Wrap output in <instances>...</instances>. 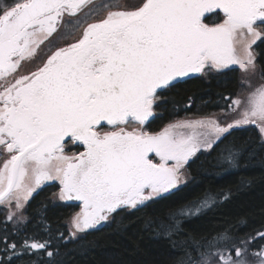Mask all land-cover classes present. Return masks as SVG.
I'll list each match as a JSON object with an SVG mask.
<instances>
[{
  "label": "snow or ice",
  "instance_id": "6c2138e0",
  "mask_svg": "<svg viewBox=\"0 0 264 264\" xmlns=\"http://www.w3.org/2000/svg\"><path fill=\"white\" fill-rule=\"evenodd\" d=\"M89 4L0 3V205L7 209L0 221V264L25 257L44 264L39 258L54 256L47 223L40 225L44 236L25 227V205L46 182L59 184L54 201L79 202L70 220L75 236L119 209H137L177 189L189 159L234 127L255 126L264 143V83L231 100L230 123L207 118L147 128L163 91L184 78L231 65L254 71L251 48L264 37V0H142L131 10L109 9L94 22L81 21L83 31L67 46H49L30 74L13 77L60 26L72 23L66 16L80 19ZM240 151L225 145L218 165L237 167ZM218 203L205 193L153 223L178 248L173 264H264V231H184L185 222Z\"/></svg>",
  "mask_w": 264,
  "mask_h": 264
},
{
  "label": "trees",
  "instance_id": "16d2710c",
  "mask_svg": "<svg viewBox=\"0 0 264 264\" xmlns=\"http://www.w3.org/2000/svg\"><path fill=\"white\" fill-rule=\"evenodd\" d=\"M255 52L264 80V42L257 44ZM238 90V70L233 67L207 77L187 78L176 88L163 91V99L155 107L156 115L148 121L147 128L161 131L184 116L228 111ZM224 136L226 139L222 138L208 153L187 162L188 179L184 185L137 209H119L107 226L76 238H71L66 225L77 211L76 205L54 203L52 193L58 189L55 184L37 190L25 206L29 218L25 227L30 234L44 236L40 225L46 222L54 251L53 257L39 259L44 264L52 259L57 264H173L178 248L173 247L170 239L158 235L152 225L164 219L170 209L195 202L209 192L219 198V203L185 222V232L211 236L225 229L240 234L264 231V143L254 128L232 130ZM231 144L241 149L239 163L225 169L218 165L219 154L225 145ZM6 213L0 209V221H4ZM37 259L25 257L15 264H37Z\"/></svg>",
  "mask_w": 264,
  "mask_h": 264
},
{
  "label": "rangeland",
  "instance_id": "374dc122",
  "mask_svg": "<svg viewBox=\"0 0 264 264\" xmlns=\"http://www.w3.org/2000/svg\"><path fill=\"white\" fill-rule=\"evenodd\" d=\"M141 2H142V0H118V4H120V5H118V7L121 6V9L122 10H124L125 8L131 10L132 8H134L135 5L140 4ZM0 3H3V0H0ZM113 6H115V5H113ZM108 10H109V8H108ZM106 12L107 11L103 12L102 15L106 14ZM66 18L68 19L70 17H67L66 16ZM83 18H81V19H83ZM99 18H97V20ZM81 21H84V19L81 20ZM81 21H79V23H75V25L72 24L71 26H68L65 23L62 26H60L59 29H58V31L56 33H54L53 36L49 38V40L45 41V43L40 46V49L38 50L37 55H36V57L33 60L22 62L20 68L17 70V72L15 74H13V77H18L19 75L30 74V71L34 70L35 67L37 66V64L39 62H41L42 60L45 59V53L47 51V48L49 47L48 45L50 44L49 43L50 39L55 38V36L57 34H59V32L62 30L63 27H65L64 29L67 30V33L74 34L73 35L74 37L73 38H69L68 41H65V38H62L61 39V36H59V37L57 36V39L56 40L59 39V41L57 42L58 44L56 45V47H58V46H67L68 43L73 42L76 38H78L80 36L81 32L83 31V27H84V25H83V23ZM63 32H65V31H63ZM60 40H61V42H60ZM260 42H264V37H262L261 40H257L256 43L253 44L252 45V48H251V51H252V54H253V57H254V61H255V69H254V71L250 69L249 70V73L246 74L243 70H241L239 68L238 65H231V66H229V68H232L233 67V68H237V70H238L239 90H238V93L236 94L235 98H237V97L243 98L244 95H246L248 91L254 89V87H256V86H259L261 83H264V80L261 78L260 72H259V68L257 66V62H256L257 55H256V52H255V47ZM54 49H55V47H53V50ZM238 53L241 56L244 55L242 49H240L239 47H238ZM229 68H227V69H229ZM224 70H226V69H224ZM213 73H216V72H213ZM246 76H247V80H245V77ZM13 77H9L8 79L11 80V79H13ZM250 85H251V88H250ZM159 102L160 101H158V103ZM155 115L156 114H155V111H154L153 117H155ZM234 116H235V113L232 111V109L230 107L228 111H224V112L223 111H219V112H215V113H212V114H209V115H206V116H184L182 118L175 119V120L171 121L168 124L177 123L179 121H194V120H198V119H207V118L218 119L222 124H224V123H230V122H232V119L234 118ZM167 125H165L164 127H166ZM248 128H254L258 132V130L253 125H241V126H238V127H234L232 129H230L229 132L232 131V130L248 129ZM183 131L189 132L191 130H183ZM197 131H203V130L197 129ZM211 149L201 148L190 159H194L198 154H201V153H205L206 154ZM185 172H186V176L184 178V182L181 183L178 187L184 185L187 182L188 175H187V171H186V165H185ZM53 184H55L57 186V188H58L57 189V192H58L59 191V184H58V182H56V181H49V182H46L45 184H43L42 186L36 188V190L33 193H35L37 190H39V189H41V188H43V187H45L47 185H53ZM52 201L54 203L62 204V205H64V204L76 205L77 211L75 213H77V212L80 211V208L78 206L79 205V202L78 201L60 202V201H54L53 200V197H52ZM148 202H151V201H148ZM148 202H146V203H148ZM0 209L1 210H4L5 212H7V209L5 208V206L0 205ZM125 210H129L130 211L132 209L126 208ZM75 213L73 215H75ZM112 215H113V213L109 216L108 220L102 221L100 224L96 225L93 228H89V229H87V230H85L83 232H78V233L75 234V236L71 235V232L74 231L73 229H71V223H70V220H71V217H72L71 216L66 221L67 230L69 231L71 238H76V237H78L79 235H81V234H83L85 232H89V231H92V230H95V229H98V228L107 226V224L111 221Z\"/></svg>",
  "mask_w": 264,
  "mask_h": 264
},
{
  "label": "flooded vegetation",
  "instance_id": "af4514ba",
  "mask_svg": "<svg viewBox=\"0 0 264 264\" xmlns=\"http://www.w3.org/2000/svg\"><path fill=\"white\" fill-rule=\"evenodd\" d=\"M92 5H97V6L107 5V7H105V8L92 7ZM113 5H115V6H113ZM118 5H120V4H118V0H116V1L115 0H90L89 6L86 7L85 9H83L79 13L80 19H77V17H70V18L67 19L65 17V21H68V20H71L72 21L71 24H68L67 22H65V24L68 25V26H71L72 24L75 25V23H79V21H81L83 19L84 20H87L88 22H91L93 20L92 22H94V21L97 20V18H99L102 15L103 12L108 11V8L111 9V10L113 9L114 11L115 10H122L121 9V6L118 7ZM81 18H83V19H81ZM64 28L65 27L62 28V30L59 32V34H57L55 36V38L50 39L49 43L51 42V45L49 44L48 46L56 47V45L58 44L57 42L59 41V39L56 40L57 39V36L58 37L61 36V39L62 38H65V41H68L69 38H73L74 37L73 36L74 34L67 33V30L64 29ZM63 31H65V32H63ZM60 42H61V40H60ZM76 150L77 149L73 146L72 147V151H76Z\"/></svg>",
  "mask_w": 264,
  "mask_h": 264
},
{
  "label": "water",
  "instance_id": "95a60500",
  "mask_svg": "<svg viewBox=\"0 0 264 264\" xmlns=\"http://www.w3.org/2000/svg\"><path fill=\"white\" fill-rule=\"evenodd\" d=\"M187 79V78H184V80Z\"/></svg>",
  "mask_w": 264,
  "mask_h": 264
}]
</instances>
